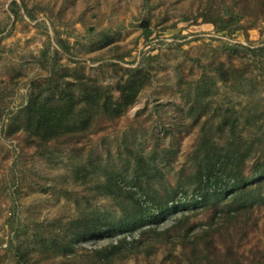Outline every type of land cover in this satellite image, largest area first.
I'll return each instance as SVG.
<instances>
[{
  "label": "rangeland",
  "instance_id": "1",
  "mask_svg": "<svg viewBox=\"0 0 264 264\" xmlns=\"http://www.w3.org/2000/svg\"><path fill=\"white\" fill-rule=\"evenodd\" d=\"M203 131L244 178L264 156L260 0H0V264H264V179L231 197L217 163L197 200Z\"/></svg>",
  "mask_w": 264,
  "mask_h": 264
},
{
  "label": "trees",
  "instance_id": "2",
  "mask_svg": "<svg viewBox=\"0 0 264 264\" xmlns=\"http://www.w3.org/2000/svg\"><path fill=\"white\" fill-rule=\"evenodd\" d=\"M260 3H264L263 0H260ZM203 21L211 22L215 26L218 22L222 23L221 17H218V21H217L211 16H208V18H206L205 16L203 17ZM221 25L222 24H220V28H222ZM138 87H139V84H137L134 78L119 86L120 99L122 103L121 105H127L133 100ZM59 102H60V99H56L53 101L39 102L35 104L36 116L34 117V119L36 120L38 124V129L41 128L45 130L46 128H49V130H52L53 132H55V129H57V127L62 125V122H64V119H65L64 123H67L69 121L68 118L72 117L71 112H70V109H71L70 106L66 104L64 107L63 106L61 107L59 105ZM121 105L113 107V108L110 105L108 106L103 105L101 106V110L103 111V113L107 114L108 116H114L115 114L118 115L119 113L118 107H120ZM29 111H30L29 108L24 109L22 113L23 118H25L26 121L27 119H33ZM225 121H223V123H225ZM222 151H223L222 147L218 146L215 140H213V138H211V136L208 135L205 131H203L200 134L195 153L198 156H200L199 163L201 164L197 166L195 172H198L199 182H201V180L204 179V182H205L204 188L206 189L202 188V190H197L195 197L197 200L200 199V201H202L204 204L210 202L211 201L210 199L216 196L217 197L215 199L219 198L218 195L208 192L207 189H209L210 187L211 188L213 187L216 189L215 191L218 192V188L220 187L218 186V183L220 182L221 178L217 175L214 176L213 170L217 163H220V164L223 163V161L220 162V159H219V157H224V155L222 154ZM222 165H223V169L226 171V176H227L228 181L232 182V185L230 186L231 187L230 193H232L231 197H235L240 193V191L246 190L249 183L264 179V156L262 155L260 157V160H256V162L254 163V166L252 167L253 171L251 175L247 178H244L242 176L241 169H238L237 165H236L237 166L236 169L235 168L233 169L232 166H229L227 164H222ZM227 188H228V185L223 184L222 190L219 189V191L226 192ZM238 189L240 190L238 191ZM218 193H221V192H218ZM225 196L226 195H224L223 197ZM177 203H180V201H178ZM174 206L175 205L172 204L167 208L171 209ZM159 209L161 210L162 208L159 207ZM139 214H137L136 216H134L128 221L129 222L133 221L134 219L139 217L142 213L140 215ZM146 215L151 221L152 220L154 221L156 219V216H159L158 213L154 214V212H149V211L146 213ZM94 230H95V227L91 226L90 224H88V227H87V224H86L84 226H81V228H79L77 232L69 233V234L73 235L72 240H77V239H81L87 236H92L94 234L93 233ZM109 249H110L109 251L112 252L114 249H116V247L112 245ZM106 250L107 249L104 248V250L103 251L101 250L99 253L103 255L105 254V256H107L108 254ZM232 264H240V263L234 262Z\"/></svg>",
  "mask_w": 264,
  "mask_h": 264
}]
</instances>
